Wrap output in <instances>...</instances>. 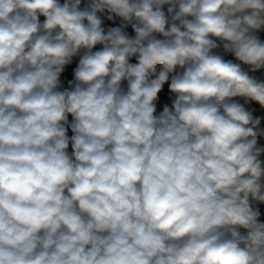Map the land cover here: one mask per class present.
<instances>
[{
  "label": "clouds",
  "instance_id": "1",
  "mask_svg": "<svg viewBox=\"0 0 264 264\" xmlns=\"http://www.w3.org/2000/svg\"><path fill=\"white\" fill-rule=\"evenodd\" d=\"M0 264H264V0H0Z\"/></svg>",
  "mask_w": 264,
  "mask_h": 264
}]
</instances>
